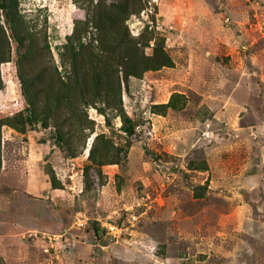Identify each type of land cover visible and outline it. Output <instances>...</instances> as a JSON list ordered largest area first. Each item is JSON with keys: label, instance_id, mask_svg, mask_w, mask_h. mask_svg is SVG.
I'll list each match as a JSON object with an SVG mask.
<instances>
[{"label": "rangeland", "instance_id": "374dc122", "mask_svg": "<svg viewBox=\"0 0 264 264\" xmlns=\"http://www.w3.org/2000/svg\"><path fill=\"white\" fill-rule=\"evenodd\" d=\"M0 264H264V0H0Z\"/></svg>", "mask_w": 264, "mask_h": 264}, {"label": "trees", "instance_id": "16d2710c", "mask_svg": "<svg viewBox=\"0 0 264 264\" xmlns=\"http://www.w3.org/2000/svg\"><path fill=\"white\" fill-rule=\"evenodd\" d=\"M125 122H126V119H125ZM128 133H133V127L129 124L127 125L126 129H125Z\"/></svg>", "mask_w": 264, "mask_h": 264}, {"label": "built area", "instance_id": "2783aa9c", "mask_svg": "<svg viewBox=\"0 0 264 264\" xmlns=\"http://www.w3.org/2000/svg\"><path fill=\"white\" fill-rule=\"evenodd\" d=\"M48 239L51 240V236L48 235Z\"/></svg>", "mask_w": 264, "mask_h": 264}]
</instances>
